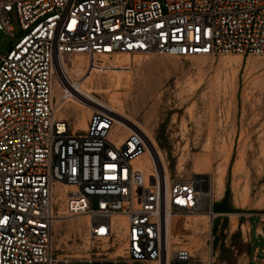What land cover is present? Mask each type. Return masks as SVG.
<instances>
[{"label":"built area","instance_id":"1","mask_svg":"<svg viewBox=\"0 0 264 264\" xmlns=\"http://www.w3.org/2000/svg\"><path fill=\"white\" fill-rule=\"evenodd\" d=\"M0 33L11 38L0 53V264H154L168 256L169 264H196L186 247L169 251L165 220L213 218L212 175L167 186L160 164L144 190L134 164L149 145L141 131L114 140L116 121L129 123L100 107L85 129L56 116L57 93L87 105L68 88L62 61L79 53L264 56V0H0ZM60 186L71 188L67 215L89 217L90 241L107 242L113 260L56 255Z\"/></svg>","mask_w":264,"mask_h":264},{"label":"rangeland","instance_id":"2","mask_svg":"<svg viewBox=\"0 0 264 264\" xmlns=\"http://www.w3.org/2000/svg\"><path fill=\"white\" fill-rule=\"evenodd\" d=\"M13 26L18 34L15 20ZM10 41V37L0 33V53L5 52ZM121 56L74 55L82 64L71 70L72 77L75 82L84 79L99 94L116 91L123 114L145 125L152 134L168 165L170 183L193 174H210L214 182L222 176L220 194L216 193L214 183V204L224 197L228 187L227 201L235 209L222 222L221 228L224 226L227 233L217 236L213 227L218 216L206 228L196 224L198 215L176 216L172 249H190L196 264H206L210 256L214 258L213 264L260 263L264 254H257L255 261H251L249 241L243 242L241 232L239 236H230L228 231L250 218L264 223V56L128 54V67L120 69L110 65ZM93 61L102 65L92 70L85 62ZM63 112L66 116L59 118H66L76 129H81L77 126L79 109L65 106ZM90 114L86 115V122ZM124 135L122 127L112 131L116 141ZM145 154L141 160H145ZM153 187L149 178L143 182L144 190ZM60 206H65L63 200ZM96 206L97 199H94L93 207ZM116 220L124 229L125 219L116 216ZM73 221L80 222L78 228L68 227L71 221L66 218L59 227L53 225L56 255L69 259H105L109 244L90 241L89 217L77 215ZM120 232L117 233L118 253L122 254L120 240L124 230ZM71 264L89 263L73 260Z\"/></svg>","mask_w":264,"mask_h":264},{"label":"bare ground","instance_id":"3","mask_svg":"<svg viewBox=\"0 0 264 264\" xmlns=\"http://www.w3.org/2000/svg\"><path fill=\"white\" fill-rule=\"evenodd\" d=\"M83 54V53H79ZM75 54V55H79ZM122 56L115 61H111L110 65L115 66L120 69H124L128 67L129 63V56L128 54H121ZM74 56V55H73ZM73 56L68 58L67 60L62 61V67L63 71L65 73L66 78L69 79L68 81V88L73 92L75 95H79L82 97L87 102V105L84 103H80L79 101L75 99H70L64 101L60 95H58L57 98V108H56V116L58 117H63L66 116V114L63 112V107L65 106H73L75 109L80 110V116L78 118V123L77 126L81 129L86 128V115L90 114L92 112L94 107H100V108H105L119 117L123 118L124 120L127 121L129 124H125L122 121L118 120L116 121V124L113 128H119L122 127L125 130V135L128 134L131 130L132 127H135L139 131H141L148 139L149 145L148 149L145 154V160H141V157L134 162L135 167L138 170H142V176H143V182L146 181L147 178L153 182V185L155 184L156 180V174H155V166L158 168V166L161 164L165 173V179H166V184L167 186L170 184V173L168 169V165L166 163L165 157L158 148L152 134L148 131L145 125H143L140 122H137L135 120H132L131 118L125 116L122 112V103L118 98V95L116 91L110 90L108 94L104 93H96V91L93 89L92 85L90 83L85 82V80H78L75 82V80L72 77V72L71 70L74 67H78L80 64H82V61L80 58L74 59ZM76 57V56H75ZM220 62V61H219ZM88 67H90L92 70L96 69L97 67L101 66L102 64L97 61L93 62H85ZM124 135V136H125ZM123 136V137H124ZM123 137H120L119 140L123 139ZM143 157V156H142ZM215 187H216V193L220 194L222 192V176L218 177L215 179ZM65 198V191L58 188V200H63ZM177 215H172L169 218L165 220V229H166V241H167V246L169 251L172 250V234H173V227L175 226L176 220L175 217ZM74 216L67 215L65 206H60L58 210V215L56 216L55 219V227H59L60 223H62L63 219H68V221H71L68 224V227L70 228H78L79 226V221H73ZM188 217V216H187ZM190 217V216H189ZM200 217L199 221H197L196 224H198L200 227L206 228L209 227L212 217L209 216H204V215H198V218ZM211 226V225H210ZM169 257V256H168ZM168 257L166 260V263H164V260L161 263H154V264H169L168 263Z\"/></svg>","mask_w":264,"mask_h":264},{"label":"crops","instance_id":"4","mask_svg":"<svg viewBox=\"0 0 264 264\" xmlns=\"http://www.w3.org/2000/svg\"><path fill=\"white\" fill-rule=\"evenodd\" d=\"M234 210L235 209H233V205L231 203L227 200L224 201V197L214 204V216H218L219 218L214 225V234L216 236L220 233H227V229L224 226L221 228L222 222L224 221V218L230 215ZM243 227L245 228V231L242 229ZM228 232L230 236H239V233L241 232V238H244L243 242H246L247 240L249 241V254L251 261H255L257 254H264V223H260L259 220L255 218H250L248 222L244 224L236 223L235 229H229ZM106 256L105 260L111 261L115 257V252L109 251ZM255 264H264V258L260 263L256 262Z\"/></svg>","mask_w":264,"mask_h":264},{"label":"trees","instance_id":"5","mask_svg":"<svg viewBox=\"0 0 264 264\" xmlns=\"http://www.w3.org/2000/svg\"><path fill=\"white\" fill-rule=\"evenodd\" d=\"M228 194H229V188L227 187L224 194V201L227 200ZM213 233H214V227H213Z\"/></svg>","mask_w":264,"mask_h":264}]
</instances>
